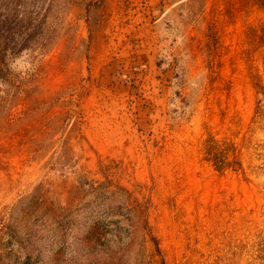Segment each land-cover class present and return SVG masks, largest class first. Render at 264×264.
Masks as SVG:
<instances>
[{
	"label": "rangeland",
	"instance_id": "374dc122",
	"mask_svg": "<svg viewBox=\"0 0 264 264\" xmlns=\"http://www.w3.org/2000/svg\"><path fill=\"white\" fill-rule=\"evenodd\" d=\"M263 5L0 0V264H256Z\"/></svg>",
	"mask_w": 264,
	"mask_h": 264
},
{
	"label": "trees",
	"instance_id": "16d2710c",
	"mask_svg": "<svg viewBox=\"0 0 264 264\" xmlns=\"http://www.w3.org/2000/svg\"><path fill=\"white\" fill-rule=\"evenodd\" d=\"M259 1L262 4L263 0ZM253 121L256 123L264 121V108L257 107ZM254 129L255 128H251L250 131L253 132ZM250 142L251 133L244 135L240 145L226 138L219 141L210 135L204 142V158L211 161L215 169L220 172L231 169L233 171H241L243 174H245L241 155L243 153V149L249 148ZM152 240L154 241L155 239ZM155 245L156 250L159 252L158 245L156 243ZM256 251V264H264V243L258 245Z\"/></svg>",
	"mask_w": 264,
	"mask_h": 264
}]
</instances>
